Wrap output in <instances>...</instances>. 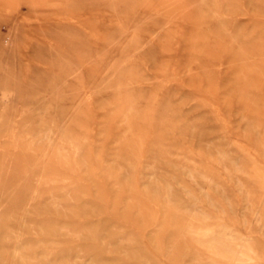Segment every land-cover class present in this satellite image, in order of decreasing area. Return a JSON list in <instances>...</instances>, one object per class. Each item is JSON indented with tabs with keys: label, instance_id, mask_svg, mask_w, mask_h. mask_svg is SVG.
<instances>
[{
	"label": "rangeland",
	"instance_id": "rangeland-1",
	"mask_svg": "<svg viewBox=\"0 0 264 264\" xmlns=\"http://www.w3.org/2000/svg\"><path fill=\"white\" fill-rule=\"evenodd\" d=\"M0 264H264V0H0Z\"/></svg>",
	"mask_w": 264,
	"mask_h": 264
},
{
	"label": "bare ground",
	"instance_id": "bare-ground-1",
	"mask_svg": "<svg viewBox=\"0 0 264 264\" xmlns=\"http://www.w3.org/2000/svg\"><path fill=\"white\" fill-rule=\"evenodd\" d=\"M91 99V98H90ZM5 109V108H4ZM59 158V157H58ZM64 183V182H63ZM35 195H36V193H35ZM63 228V227H62ZM18 251V250H17ZM22 257V256H21Z\"/></svg>",
	"mask_w": 264,
	"mask_h": 264
}]
</instances>
